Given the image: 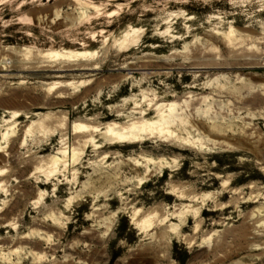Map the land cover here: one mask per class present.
Wrapping results in <instances>:
<instances>
[{"label":"rangeland","instance_id":"obj_1","mask_svg":"<svg viewBox=\"0 0 264 264\" xmlns=\"http://www.w3.org/2000/svg\"><path fill=\"white\" fill-rule=\"evenodd\" d=\"M8 47L85 50L98 68L0 71V264H264V0H0ZM54 82L73 97L40 101ZM177 97L170 136H72L79 121L103 145Z\"/></svg>","mask_w":264,"mask_h":264},{"label":"bare ground","instance_id":"obj_2","mask_svg":"<svg viewBox=\"0 0 264 264\" xmlns=\"http://www.w3.org/2000/svg\"><path fill=\"white\" fill-rule=\"evenodd\" d=\"M83 3H84V1H83ZM97 7L98 6L95 5L94 8H97ZM129 32L128 31H123L119 35V39H122L123 42H125V44H123V42H122L121 46L122 45L125 46L126 44H128L129 38H127V37L129 35ZM231 32H233V31H231ZM231 32L229 34H227L226 36L230 37ZM28 53H29V51L26 50L25 48L8 47L7 49L4 48L3 50H0V58H1L2 55H5V58L2 59V61L4 60V62L0 63V71H13V70H16V71H33V72H36V73L37 72L41 73V75L42 74L44 75V74L47 73V74H50V75L54 74V76H56V75L59 76L58 75L59 73H63L64 74L66 71L70 72L71 70H94V69L98 68V66H97V64L95 62H91V60H89L90 55L87 54L88 52L85 51V50H79V51L74 50L73 51V50H67V49L66 50L47 49V50H39V51L33 52L31 55H29ZM14 56L17 57V58H15V61L9 62V63L5 62V60H7V58L14 57ZM72 61H77V62L73 63ZM249 61H248V65L257 63V62H249ZM241 65H243V63ZM139 66H140V64H139ZM204 66H205V63H204ZM208 66H211V65L208 64ZM128 68L129 69H139L138 66L136 67V65H130ZM47 74H46V76H47ZM42 77H44V76H42ZM50 77H53V76L51 75ZM48 87H49V89H47V91H49L52 88V89H54V92L52 93L51 97H46V96L43 95L44 97L40 101H44V104L49 105V101H50V99L52 97L59 98L60 100H64L65 101L67 98H70L72 96V95L71 96L70 95H66L65 91L66 90L68 91V87L66 85H58V82H57V84L55 83V85L52 84L51 86H48ZM40 98L38 96V99H40ZM205 98L206 97H203L204 101H205ZM260 98L261 99H259V101H263V99H262L263 97L261 96ZM74 100H76V99H74ZM153 100H154V98L148 99L147 109H144V111L147 110V112L150 113L152 108L155 106V108H154L155 113H156L155 117H157V119H145L144 120L145 123H142V124H139V125L133 124V125H131L129 127L128 126L125 127L124 125H123L124 127H118L116 125H112L111 127H107V128H105L106 129V131H105V142H104L103 145L102 144L99 145V144L95 143L93 138L90 137L92 135H95V133H97L100 129H97V127H89L88 125H85V124H82V123H78L79 121L78 122H73L70 125L72 127L71 128L72 133H73L72 136L74 138H76V139H79V140H81V138L82 139L85 138V139H83V142L80 141L81 143H83L82 146L80 145L81 148L94 147L95 150H99L101 148H104L102 150H105V148L106 149L107 148L108 149H110V148L112 149L113 147L121 148V147L129 146V145H132V144H137V143H141V142H147V141H149L150 138H158V137H161V136L167 137L168 135L170 136V134L167 135V133L169 131L168 128H170L172 126L175 127L176 125H182L183 122H184V119L181 118L176 113V109H178L177 106L180 105L181 98L177 97V98H175V100H173V101H171L169 103H160V104H157L158 100H160V99H157L152 104ZM176 101H179V102L176 103ZM47 105H46V107H47ZM115 112H116L115 115L119 116V113H117L118 110H115ZM15 114H17V113H13V116H15ZM113 115H114V113H109L108 114V116H113ZM55 119H56V117H55ZM56 121H58V120H56ZM60 122H61V120H60ZM29 128H30V126H29ZM29 128L26 129V131H25L26 134L30 131ZM8 129L9 128L7 127L5 129L1 130V132H0V152L1 153L3 152L5 154H6V152H4V151H6V148H5L6 146H4V141L7 138ZM117 129H119V130L117 131ZM145 135L147 136V138H144ZM182 143H183V145H186L184 147L186 149H189V148L192 149V148L198 147L199 144H202V142H199L196 139H192L189 136L188 137H183V142ZM75 150H76L75 147L72 148V156L71 157H72L73 160L76 158L75 156L77 154V151H75ZM59 153L63 154V157H64V155H65V151L64 150H61ZM106 153H108V151L105 152L104 154H106ZM112 153H115V152H112ZM50 159H51V162H52V166L50 167V169L47 172V174H51V173L55 174V173H57V171H61L62 170V166H63V164L61 162L62 160L60 161L59 158L53 157V156ZM147 163L150 164V163H152V161L150 159H147ZM22 169H23V167H22ZM18 171L21 172V170H19V169H18ZM40 171H43V169H41ZM8 179H9V177H8ZM5 181H7V180H5ZM137 223H138V221H137ZM147 223H148L147 221L141 222V226L139 225V228L140 229H145L147 226H149V224H147ZM46 227H48V226H46ZM253 238L255 240L257 239L256 241L260 240V237H258V236H253Z\"/></svg>","mask_w":264,"mask_h":264}]
</instances>
